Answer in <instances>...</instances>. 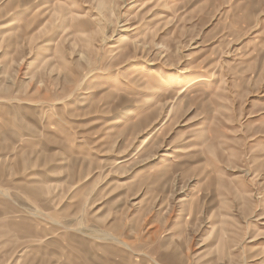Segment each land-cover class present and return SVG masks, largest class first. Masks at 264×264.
Here are the masks:
<instances>
[{"label":"rangeland","instance_id":"obj_1","mask_svg":"<svg viewBox=\"0 0 264 264\" xmlns=\"http://www.w3.org/2000/svg\"><path fill=\"white\" fill-rule=\"evenodd\" d=\"M0 264H264V0H0Z\"/></svg>","mask_w":264,"mask_h":264}]
</instances>
